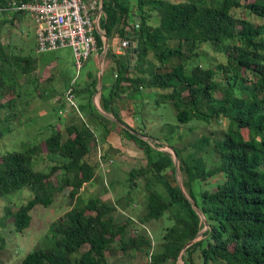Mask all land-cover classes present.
Masks as SVG:
<instances>
[{"label":"trees","instance_id":"16d2710c","mask_svg":"<svg viewBox=\"0 0 264 264\" xmlns=\"http://www.w3.org/2000/svg\"><path fill=\"white\" fill-rule=\"evenodd\" d=\"M12 1L0 0V12L13 25L18 14L25 13L11 12L9 19ZM101 8L104 16L99 25L108 42L115 34L127 39L130 34L137 44L132 70L128 53L106 48L105 57L113 62V81L107 91L100 92L104 112L122 121L117 109L122 94L130 98L143 89L158 88L168 91L159 94L156 103L169 101L180 123L197 120L213 128L223 122L225 126L217 131L221 133L218 137H213L217 132L212 128L195 142L196 151H203L205 157L191 154L183 158L170 145L186 178L183 193L170 153L151 146L143 138V130L132 127L141 134L137 135L92 105L98 78L90 72L85 88H75L76 94H86L79 110L91 107L85 120L69 123L65 132L52 125L42 146L28 144L23 150L0 153V197L26 188L32 192L15 210H7L18 232L29 227L36 205L48 207L69 187L71 207L49 225L46 237L50 244L28 252L22 264H112L107 252L116 249L143 252L148 256L143 264H177L180 259L184 264H196V257L203 264H264V22L237 14L242 9L264 19V0H102ZM129 22L132 26L127 29ZM95 36L99 53L103 39L97 31ZM205 45L224 59L206 67L189 63L207 55ZM36 67L35 59L12 54L9 44L0 39L1 109L13 107L15 76L31 74ZM7 92L14 96L5 104L1 99ZM10 112L7 122L13 116L21 117ZM102 121L115 124L120 136L145 154L146 164L130 169L127 177L131 189L136 178L146 180L148 192L137 220L129 216L117 221L115 203L79 196L81 188L94 185L97 162L92 164L88 156L109 133L103 127L100 142L93 126ZM9 131L0 129V137ZM42 151L56 161L46 171L31 167ZM121 198L134 201L130 191ZM158 219L167 224L160 240L153 243L142 226ZM202 228L205 230L196 239ZM192 239L195 241L185 248Z\"/></svg>","mask_w":264,"mask_h":264},{"label":"rangeland","instance_id":"374dc122","mask_svg":"<svg viewBox=\"0 0 264 264\" xmlns=\"http://www.w3.org/2000/svg\"><path fill=\"white\" fill-rule=\"evenodd\" d=\"M211 1L215 0H207L208 3ZM237 14L246 16L251 21L264 22L263 18L247 14L242 9H238ZM6 20L7 15L0 12V21H3L0 24L1 42L9 44L12 54L35 59L37 67L28 75L16 73L17 84L13 107L11 106L12 109L0 108V129H11V131L5 132V135L0 137V153L2 154L5 150H23L28 144L39 143L42 146L41 142L50 135L52 125L58 129L60 128L61 132H65V126L69 123L78 122L80 119L85 120V115L91 107L86 105L85 109L80 111L77 102V111L70 103L65 101L63 97L64 89L70 85L74 88L83 89L86 86L85 78L89 70L94 69V74L98 75L99 71L103 72L105 69L103 65L105 53L99 67L95 68L97 64L93 59H89L77 72L73 65L70 47L65 46L38 52L35 42V24L29 14H18L17 22L14 25ZM151 22L155 24L156 20ZM204 48L207 50V55H200L189 63H198L201 67H206L224 59L221 53L213 51L208 45H205ZM101 52L94 51V54L97 58H101ZM15 70L17 71L18 68ZM109 75L108 71L104 73L102 84ZM99 88H101V85L97 84V91L93 96L97 95L96 103L102 110L98 93ZM167 91L158 88H146L142 92L136 93L134 97H122L119 101V108L123 110L120 112V116L125 121L127 120L126 123L129 126L132 125L131 127L135 129L143 130L146 137L156 140L157 143L153 144L156 149L171 154L174 162L178 164L176 179H178L182 185V190L186 193V188L183 185L186 178L179 168V158L166 145H175L183 158H187L191 154H194L195 157L203 155L205 157L203 151H196L195 142L203 135H208L213 127L199 123L197 120L180 123L176 117V110L169 101L156 103V100L160 98L158 95ZM10 93L7 92L2 97L1 102L7 104L6 101L10 98L13 99L14 94ZM75 95L77 96L76 92ZM80 95L86 97V94ZM75 101H78V98H75ZM83 102L85 103V101ZM92 105L96 108L93 97ZM60 110L62 113L59 112ZM96 110L99 112L97 108ZM10 111L20 114L21 117L13 116L7 122L5 118ZM224 126L225 123L223 122L221 127L213 129L217 132ZM93 127L96 133H99L98 138L101 142V139L104 138L102 124L97 122ZM112 130L117 132V135L112 136V147L106 145L103 150L102 147L98 146L95 151L89 154V161L92 164L95 161L97 162L94 185L81 188L79 196L83 200H87L88 197H100L103 200L115 203L117 210L114 215L117 221H123L129 216H133V219L137 220L143 212L145 196L148 192L145 185L146 180L141 177L136 178V186L131 189L127 177L130 169L146 164V157L133 141L120 136L121 131L113 123ZM220 134L217 132L213 137L216 138ZM43 152L32 160L31 167L33 169L46 171L49 166L55 164L56 161L51 160ZM100 155L103 161L99 163ZM110 159H112L111 163L109 162ZM209 188L212 189L213 186ZM127 191H130L134 201L128 202L121 198L127 194ZM68 192L69 187L65 188L62 193L57 194L53 203L48 207L36 205L31 213L29 227L22 232L14 229L12 218L7 216V210L9 208L15 210L18 205L32 196V192L26 188L0 197V264H22V260L28 252L50 244V240L46 237L49 232V225L52 221L61 218L71 207ZM118 198H121L119 202H117ZM166 224L165 220L158 219L152 220L142 227L150 236L151 241L157 243ZM204 230L205 228H202L201 232ZM107 260L112 264H143L148 261V256L143 252L128 251L125 253L120 249H116L113 253L107 252ZM182 263L181 259L177 261V264ZM196 264H203L202 259L196 257Z\"/></svg>","mask_w":264,"mask_h":264},{"label":"built area","instance_id":"2783aa9c","mask_svg":"<svg viewBox=\"0 0 264 264\" xmlns=\"http://www.w3.org/2000/svg\"><path fill=\"white\" fill-rule=\"evenodd\" d=\"M92 7L94 4H88L83 0H14L8 10L29 14L32 18L38 52L70 47L73 64L78 72L90 55L97 51L96 23L90 13ZM128 46L129 39L120 38L114 53L121 54ZM74 92V87L70 85L65 92V100L78 111ZM94 101L96 102L95 96ZM59 112L62 113L61 110ZM146 140L151 146L157 143ZM99 157L100 163L103 160L101 155ZM109 162L111 163L112 160L110 159Z\"/></svg>","mask_w":264,"mask_h":264},{"label":"crops","instance_id":"0c3cea01","mask_svg":"<svg viewBox=\"0 0 264 264\" xmlns=\"http://www.w3.org/2000/svg\"><path fill=\"white\" fill-rule=\"evenodd\" d=\"M83 1H85L86 3H88V4H94V7H92V9L90 10V13H91V16H92V18H94V20H95V23H96V29H95V31H97L99 34H100V36H101V38L103 39V48H104V33H105V31L100 27V25H99V19H100V17H103L104 16V12L102 11V8H101V3H102V0H83ZM133 10H134V12H137L138 10L135 8V7H133ZM12 17V14H11V12L9 13V15H8V18L10 19ZM134 19L133 20H135V18H137L136 16H134L133 17ZM15 22H17V20L15 19L14 20V23ZM14 23H13V25H14ZM129 25H126V27L125 28H130V26H132V24H131V22H129L128 23ZM120 38L121 37H119L117 34H115L112 38H111V40L108 42V45H107V48L109 47L111 50H112V52H114V49H115V47L117 46V44L119 43V41H120ZM108 40V39H107ZM102 48V49H103ZM103 51V50H102ZM125 53H127L126 52V49H125V51L123 52V53H121V54H125ZM98 54V53H97ZM89 59H93L94 61H95V64H97L96 66H95V68L96 67H99L100 66V59L101 58H97L96 57V55L94 54V53H92L91 55H90V57L88 58V60ZM88 60L85 62V64L88 62ZM74 65V64H73ZM103 65L105 66V69L103 70V72H102V76L104 75V73L106 72V71H108V73L110 74L109 75V77L104 81V84H101V89L103 90V91H107L109 88H110V86H111V84H112V81H113V77H112V74H111V72H110V67L113 65V62L109 59V58H106L105 57V59H103ZM93 71H95L94 69L93 70H89L88 72H87V74H86V84L89 82V80H88V74L91 72V73H94ZM97 76V78H98V75H96ZM67 88H69V86L68 87H66V89H64V94H63V97L65 98V92H66V90H67ZM75 89V88H74ZM101 91V90H100ZM75 93V92H74ZM76 96V95H75ZM95 97H97V95L95 94L94 95ZM94 96H93V102H94ZM99 96H100V93H99ZM122 97L124 98V97H126L124 94H122ZM76 98H78V103L80 102V101H82L84 98L81 96V95H78L77 94V96H76ZM122 99V98H121ZM66 101V100H65ZM97 104V103H96ZM119 106H120V102H118L117 103V109H118V113H119V115H120V112H122L123 110L121 109V108H119ZM122 115V114H121ZM136 118V117H135ZM121 119H122V121L123 122H127V120L125 121V119H123L122 117H121ZM102 126L103 127H107L108 129H109V133L107 134V136L103 139V142L102 143H99V145L98 146H100V147H102L103 148V150L105 149V147H106V145L108 146V147H112V136L113 135H117L116 133L117 132H115V131H113L112 130V125L111 124H108V123H106V122H103L102 121ZM130 126H132V125H130ZM99 134V133H98ZM120 137V136H119ZM118 137V138H119Z\"/></svg>","mask_w":264,"mask_h":264},{"label":"water","instance_id":"95a60500","mask_svg":"<svg viewBox=\"0 0 264 264\" xmlns=\"http://www.w3.org/2000/svg\"><path fill=\"white\" fill-rule=\"evenodd\" d=\"M135 19H136V18H135ZM128 39H129V46L126 48V52L128 53V57H129V65H130V69L132 70V69L134 68L135 59H136L137 44H136V42H135V38H134L133 35H130V34H129V35H128ZM107 45H108V40H107L106 37H104V48H103V49H105V50H103V51L101 52V56H100L101 59H100V61L102 60V57H103V55H104V53H105V51H106ZM101 82H102V72L99 71V74H98V84L101 85ZM100 89H101V88L98 89V93L101 92ZM94 105H95L96 108L99 110V112H100L101 114H103L105 117H107L108 119L112 120L113 122H115V123L118 124L119 126L125 128V129H128L129 131H131V132H133V133H136L137 135H141V134L137 133V132H136L131 126H129L127 123H125V122H123V121H121V120L115 118L112 114H108V113L102 111V110L97 106V104H96L95 101H94ZM143 138H144L145 140H146V139H149V140H151V141H156V140L150 139L149 137H146V136H144ZM166 146L169 147L170 149H172V146H170V145H166ZM172 150H173V149H172ZM174 165H175V169H176V170H175V176H176V173H177V170H178V164H177L176 162H174ZM176 182H177L178 187L182 190V185L180 184V182L178 181V179H176ZM182 192L185 193L183 190H182ZM191 203L193 204V206H194L196 212H198V214L202 215L200 209H199L197 206L194 205V202H193L192 200H191ZM203 220H204V218H203ZM204 222H205V221H204ZM201 234H202V232L198 233V236H201ZM198 238H200V237H197L196 239H198ZM194 241H195V239L190 240V241L186 244L185 248H186L187 246L191 245ZM182 264H184V263H182Z\"/></svg>","mask_w":264,"mask_h":264}]
</instances>
